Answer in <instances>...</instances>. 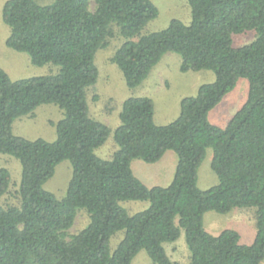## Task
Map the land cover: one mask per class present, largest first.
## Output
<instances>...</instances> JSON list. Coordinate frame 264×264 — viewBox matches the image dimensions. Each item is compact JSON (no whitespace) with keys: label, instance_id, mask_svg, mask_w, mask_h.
I'll return each instance as SVG.
<instances>
[{"label":"trees","instance_id":"obj_1","mask_svg":"<svg viewBox=\"0 0 264 264\" xmlns=\"http://www.w3.org/2000/svg\"><path fill=\"white\" fill-rule=\"evenodd\" d=\"M187 1L190 25L172 20L167 29L147 35L143 29L159 16L151 0L6 2L7 47L27 54L34 66L53 64L59 70L13 81L0 66V154L22 165L19 206L2 203L11 174L0 168V264H132L142 250L151 264H180L171 260L165 244L183 234L191 264L264 262V0ZM251 31L253 42L234 45L235 35ZM117 37L125 41L111 62L131 89L168 53L181 56V72L212 71L216 79L183 99L180 116L164 126L156 124L148 97L124 101L114 132L119 148L104 160L95 151L111 130L91 116L88 93L99 78L97 52ZM240 79L249 82L246 103L225 128L212 124L211 111ZM48 104L64 113L55 142L13 133L15 121ZM208 149L218 184L201 190L199 170ZM168 151L178 157L168 187L150 188L136 177L134 160L155 164ZM63 161L71 163L73 173L66 197L58 200L44 185ZM125 201H148L150 207L130 215L121 206ZM236 208L255 209L251 245L242 244L235 230L213 235L205 227L207 213L228 215ZM80 209L90 224L72 235ZM118 232L124 238L111 251Z\"/></svg>","mask_w":264,"mask_h":264},{"label":"rangeland","instance_id":"obj_2","mask_svg":"<svg viewBox=\"0 0 264 264\" xmlns=\"http://www.w3.org/2000/svg\"><path fill=\"white\" fill-rule=\"evenodd\" d=\"M9 0H0V66L8 73L13 81L55 74L59 68L53 64L43 67L34 66L30 57L25 53L16 52L7 47L10 27L2 19L3 7ZM42 6L50 5L53 0H37ZM159 9V16L151 21L142 31V35L165 30L172 20H179L185 25L192 21L191 8L187 0H151ZM90 9H95L91 2ZM256 39V33L251 31L234 36V45L243 47ZM123 38L112 39L109 46L97 52L95 63L99 70L97 84L88 93V104L91 116L106 124L111 134L107 142L95 153L104 160H111L118 150L114 132L120 126V113L124 101L129 98L148 97L155 105V122L159 126L174 122L181 112V102L188 97L196 96L202 85L213 83L216 79L212 71L181 72L182 59L175 53L166 54L151 70L145 81L137 88L131 89L125 82L120 68L111 62L116 50L124 43ZM249 92V82L240 79L237 87L211 111L209 120L212 124L225 128L233 116L246 103ZM95 98V99H94ZM64 119L63 111L56 105L40 106L33 115L25 116L13 125L16 136L35 141L43 139L53 143L57 140L56 125ZM213 150L208 149L206 159L199 170V188L208 190L218 184V178L213 172ZM178 157L174 151H168L161 161L148 164L136 159L132 162V170L148 187H168L175 176ZM0 168H6L11 174L9 193L2 198L4 205L19 206V191L22 181L21 162L10 155L0 154ZM72 165L63 161L56 167L55 175L45 185L44 189L52 193L56 199L66 197L69 183L72 179ZM18 196V197H17ZM19 203V204H18ZM121 206L130 215L143 212L150 207L148 201H125ZM255 209L236 208L228 215L209 212L204 217L206 229L213 235L230 229L240 234L241 243L251 245L256 237ZM90 224L85 209L78 211L73 227L69 230L72 235L80 233ZM124 232H118L111 239V251L117 249L124 238ZM165 249L172 261L180 264L190 263V252L184 234L174 243L165 244ZM132 264H151L150 257L142 250L133 259ZM264 264V263H263Z\"/></svg>","mask_w":264,"mask_h":264},{"label":"crops","instance_id":"obj_3","mask_svg":"<svg viewBox=\"0 0 264 264\" xmlns=\"http://www.w3.org/2000/svg\"><path fill=\"white\" fill-rule=\"evenodd\" d=\"M263 263H264V262H263ZM263 263H262V264H263Z\"/></svg>","mask_w":264,"mask_h":264}]
</instances>
